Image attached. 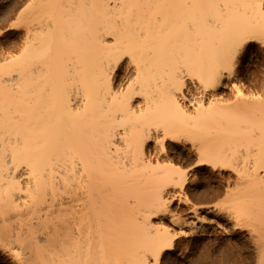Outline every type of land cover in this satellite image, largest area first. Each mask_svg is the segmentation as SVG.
Listing matches in <instances>:
<instances>
[{
  "label": "bare ground",
  "instance_id": "6f19581e",
  "mask_svg": "<svg viewBox=\"0 0 264 264\" xmlns=\"http://www.w3.org/2000/svg\"><path fill=\"white\" fill-rule=\"evenodd\" d=\"M32 1L20 71L0 49V207L45 230L29 258L159 264L197 169L238 171L225 219L263 220L264 68L254 90L240 75L253 44L264 54V0H78L80 37L64 0Z\"/></svg>",
  "mask_w": 264,
  "mask_h": 264
},
{
  "label": "rangeland",
  "instance_id": "374dc122",
  "mask_svg": "<svg viewBox=\"0 0 264 264\" xmlns=\"http://www.w3.org/2000/svg\"><path fill=\"white\" fill-rule=\"evenodd\" d=\"M64 1L66 7L65 11L59 15L60 23L66 34L80 37L86 23L85 13H82L86 11L85 6H80L78 0ZM36 2L0 0V49L4 51L5 60L2 61L4 69H9V72L13 71L10 74L20 71L18 66L29 52L27 39L31 40L35 36L36 32L30 28V25L33 20L31 16H35L33 12L39 9ZM257 48V44L250 47L242 64L240 75L242 82L248 83L247 85L251 83L249 86L253 85L254 89L258 86V80L264 68V54ZM32 65H26L25 74L29 73ZM65 74L66 69L62 68L60 75L63 77ZM12 83V81L7 82L1 90L9 92ZM180 164L189 165L184 160L180 161ZM206 169H197L194 172L180 198L173 200L170 204L168 216L162 221L159 220L169 227L171 234H179L174 246L163 254L159 264H264V224H262L264 218L255 223L252 221L233 224L224 217V213L231 208L228 206L230 199L240 193L244 187L239 172ZM19 211L22 212L20 208L18 210L12 207H0V260L5 259L3 264L19 262L39 264L33 261L36 255L32 250V246H35L32 234H40V230L42 232L45 230L33 227L35 224H32L31 219H25L28 215L23 217L24 213L20 215ZM170 217L185 225L182 227L171 224ZM204 219H212L213 222L201 224ZM154 221L158 222L157 219ZM29 224L33 225H30L33 229L28 226ZM180 231H184L185 235H180ZM22 242L24 246L27 242L25 248L22 245L23 249L19 245ZM31 242L32 246H30ZM28 244L29 247H27ZM43 249L44 253L47 252L45 248ZM29 252L34 255L30 256L31 259Z\"/></svg>",
  "mask_w": 264,
  "mask_h": 264
}]
</instances>
